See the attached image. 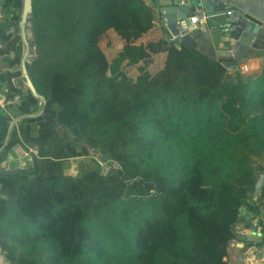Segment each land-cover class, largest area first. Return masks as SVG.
Instances as JSON below:
<instances>
[{
    "label": "trees",
    "instance_id": "trees-1",
    "mask_svg": "<svg viewBox=\"0 0 264 264\" xmlns=\"http://www.w3.org/2000/svg\"><path fill=\"white\" fill-rule=\"evenodd\" d=\"M148 1L159 6L158 0H33L38 55L27 64L31 80L53 101L59 124L119 168L103 176L96 161L98 170L76 177L47 176L35 164L22 175H0L7 261L103 264L108 240L96 238L85 219L108 220L118 203L148 199L151 217L134 239L140 264H229L224 258L238 239L241 209L250 220L264 213L262 198L253 197L264 174V67L255 76L230 74L197 44H139L155 27ZM4 7L14 15L3 30L20 21L23 0H5ZM109 31L125 42L112 61L100 45ZM163 52L164 67L151 73L145 64ZM10 75L0 66V86L13 99L19 91ZM99 134L104 138L94 140ZM65 145L61 137L51 141L52 151Z\"/></svg>",
    "mask_w": 264,
    "mask_h": 264
},
{
    "label": "crops",
    "instance_id": "crops-1",
    "mask_svg": "<svg viewBox=\"0 0 264 264\" xmlns=\"http://www.w3.org/2000/svg\"><path fill=\"white\" fill-rule=\"evenodd\" d=\"M259 1H261V5L264 4V0H256L254 3H259ZM7 3L10 5L11 0H7ZM148 4L155 14V27L142 38L139 44L143 43L146 45L148 43L159 42L160 40L166 41V37L169 38L171 41L170 43H174V37L164 26L159 6H154L150 1H148ZM253 7L254 10L257 11L255 8L256 6ZM220 21H226V16L221 17ZM216 26V23L211 19L208 26V32L203 34L201 39L199 38L200 40H197V46L200 50L205 51L206 53L214 56L216 59L224 62L225 60L221 59V54H227L232 49L233 42L229 41L225 34H223L220 29H217ZM18 35L19 34L16 33L15 30L13 31L11 29L10 24H7L6 27H4V30L0 28V46H2L0 47V66L4 68L7 65L10 74H14L12 76L16 80L15 86H17L14 90L19 91L17 93L18 95H15V97L19 98L18 104L10 105L18 109L19 113L0 110V164L3 163V166L0 169L16 168V159L13 156V154L15 155V151L14 149H12V151H8V145L9 143L17 140V143L19 142L35 149H40L44 156H50V159L42 160L37 158L32 162L33 166L37 164L39 172L44 175L55 176L61 175L62 173L65 174L66 172H75L73 171V166L67 163L80 159L86 160L90 156H80L81 152L75 148L74 144H70L73 142L72 135L68 130H66V128L59 124L57 119L52 116V112L55 110L53 101L47 99L45 96L47 102L40 104L30 90L24 87L25 85H23V83H25V81L22 77L21 67L20 69H16L20 66L22 60L21 52L20 57H16V53L18 52L17 47H19L20 44H16L15 46L13 45L15 40L14 37H18L20 40V36ZM157 57L161 59L163 68L167 53L163 52L155 54L151 57V60H156ZM5 58H9L11 60L3 63L2 61H4ZM244 65L253 66L252 71H248L246 73L247 76H255L259 74L264 67V52L254 54L251 58L246 60V62H240L235 71L229 68V73L232 74L236 71H240L241 67ZM2 88L3 86H0V91ZM56 137H61L66 142V145L60 149L52 151L51 141ZM64 165H67V168ZM33 166L29 170H31ZM258 197L263 198L264 194L260 193ZM252 224H258L260 226L258 230L260 234L255 236L254 244L256 245L252 247L262 248L264 245L262 247L257 245L259 243H264V232H262L264 227V218L259 221H253ZM239 227V235L251 234L252 232L251 228L250 231H245L241 228V226ZM258 237H261L262 241L259 242ZM246 242H242L237 239L235 244V247L238 249L237 254H242V258L244 254L242 250L247 248ZM234 257L237 258V256H232L231 258L235 259Z\"/></svg>",
    "mask_w": 264,
    "mask_h": 264
},
{
    "label": "water",
    "instance_id": "water-1",
    "mask_svg": "<svg viewBox=\"0 0 264 264\" xmlns=\"http://www.w3.org/2000/svg\"><path fill=\"white\" fill-rule=\"evenodd\" d=\"M256 0H187L182 3L181 0H158L160 13L163 22L167 25L169 32L173 35L176 42L190 44L196 46L197 40L202 37L201 34L191 33L184 39L179 34L177 22L182 19L189 24V18L201 12L207 13L216 23V28L220 29L229 41L233 42V54H221V59L225 60L224 65L235 71L240 62L251 58L254 54L264 52V4L254 3ZM257 11L254 10V7ZM236 9L237 28L234 32L229 31L230 24L226 21L221 22L220 18L225 17L228 10ZM19 26L23 41L27 46V52L23 55L20 66L22 77L25 81L24 85L40 104L46 103L45 96L41 95L35 87L27 70V64H31L35 60L36 45L33 24V0H23L21 11V19ZM14 31V28H13ZM195 35V36H194ZM166 41L170 43L168 37ZM9 68L5 66V70ZM6 72V71H5ZM12 82V80H11ZM22 172L20 161L16 160V168L0 169L1 176H15ZM264 186V174L260 176L254 190V199L260 194L261 188ZM243 215L246 216L247 211L241 209ZM250 220V217H248ZM259 225L252 224L251 234H240L238 240L242 242H254L255 236L259 235ZM264 232V227L262 229ZM0 264H13L7 261L0 245Z\"/></svg>",
    "mask_w": 264,
    "mask_h": 264
},
{
    "label": "rangeland",
    "instance_id": "rangeland-1",
    "mask_svg": "<svg viewBox=\"0 0 264 264\" xmlns=\"http://www.w3.org/2000/svg\"><path fill=\"white\" fill-rule=\"evenodd\" d=\"M0 5H4V1L0 2ZM11 10L15 11V9L11 6ZM9 20V19H8ZM6 20L0 21V24L4 23ZM167 33V32H166ZM195 36V35H194ZM20 39V43H24ZM201 39V38H200ZM199 39V40H200ZM125 42L114 32L109 31L104 37L101 39L100 45L101 48L106 52V55L110 61L116 56V53L122 49ZM19 47L24 49V45L20 44ZM24 52V50H23ZM24 53H22L23 57ZM37 50L36 56L37 58ZM16 57H20V53H16ZM11 59L5 58L3 63L10 61ZM156 61V62H155ZM145 64V63H144ZM143 64V65H144ZM146 69L149 70L151 73H156L160 69H162V61L159 57L157 59H152L150 62L145 64ZM2 67V66H1ZM21 66L17 67L16 69H20ZM15 70V69H13ZM132 73L136 72L137 69L130 70ZM9 97V95H8ZM3 111H10L13 113H19V110L12 106H6V108L0 109ZM67 130V129H66ZM104 136L95 135V139H101ZM73 138V137H72ZM102 138V139H103ZM85 139L77 140L73 138V142L70 144H74L75 148L81 152L80 156H90L86 160L80 159L71 163H67L72 165L75 172H69L61 175L66 176H73L76 177L82 173H85L89 170H98V166L96 160L93 157H96V153L87 146ZM102 141V140H100ZM13 156L15 159L17 158L14 154ZM17 160V159H16ZM21 170L28 171L32 166L33 163L28 160H22L21 162ZM3 163L0 164V168H2ZM67 168V165H64ZM22 175V173H20ZM33 179L32 175H29L28 182ZM260 193L264 194L263 187L260 190ZM259 196V195H258ZM264 204V197L262 198ZM61 206L57 205L55 208V213H58L61 210ZM252 214V213H250ZM151 217V209L148 205V199H142V202L139 203V199H130L129 201H124L117 204L115 211L112 215L108 216V220H92V218H87L83 222V226L89 229L96 238H105L108 240V246L110 248V260H106L105 258L102 259L103 264H140L136 257L137 251L134 247V239L136 233L139 228L144 225V222L147 218ZM264 218V213H257L252 214L251 219L248 220L247 216H244L240 221V226L245 231H250L251 225L253 221H259ZM190 230L185 229V235L187 238L191 236ZM104 239V240H105ZM191 239V237H190ZM258 241H262L261 237H258ZM256 244H252L251 246H255ZM246 247H249V244L246 242ZM248 249V248H247ZM246 249V250H247ZM245 250V251H246ZM230 252V254H229ZM244 252V251H243ZM238 249L236 247H231L228 251V255L224 258L225 262L229 264H244L242 254H237ZM232 256L235 259H232ZM237 259V260H236ZM100 261L96 262L95 260L92 262L84 260L80 264H99Z\"/></svg>",
    "mask_w": 264,
    "mask_h": 264
},
{
    "label": "built area",
    "instance_id": "built-area-1",
    "mask_svg": "<svg viewBox=\"0 0 264 264\" xmlns=\"http://www.w3.org/2000/svg\"><path fill=\"white\" fill-rule=\"evenodd\" d=\"M4 1L5 0H0ZM182 3H185L187 0H181ZM3 11V15H2ZM0 21L1 20H6L11 16L10 10H6L4 5L0 6ZM226 20L230 24L229 26V31L234 32L237 28V17H236V9H231L228 10L226 13ZM211 17L205 13H197L193 15L192 17L189 18V24L186 23L185 20H178L177 25L178 29L180 31L179 36L184 39L191 33H197V34H205L209 30V22L211 21ZM1 25V24H0ZM164 26L167 28V25L164 23ZM168 29V28H167ZM175 39V38H174ZM2 47V46H0ZM24 50V52H23ZM19 52L21 53H26L27 52V46H24V49L21 47L19 48ZM228 54H233V50L231 49ZM253 66L252 65H244L241 67V72L246 74L248 71H252ZM15 82V80H13ZM10 94L9 88L5 87L2 88L0 91V109L6 108V106H10L13 104H18V99L17 97L13 99H8V95ZM15 151V156L17 157L16 159L19 160L20 162L22 160H28L33 162V160L37 158H41L40 151L38 149H35L33 147L27 146V145H22V144H17L14 148ZM46 158V157H45ZM95 160L99 163L101 166V174L103 176H108L110 172L113 170V168H119V164L116 162H104L100 160L98 156L95 157ZM257 225V224H255ZM240 227H237V231L239 230ZM239 235V231L237 232ZM237 240H234L231 243V247H235ZM229 248V249H230ZM229 251V250H228ZM243 263L244 264H264V246L262 248L260 247H252L248 248L246 251H244L243 254Z\"/></svg>",
    "mask_w": 264,
    "mask_h": 264
},
{
    "label": "flooded vegetation",
    "instance_id": "flooded-vegetation-1",
    "mask_svg": "<svg viewBox=\"0 0 264 264\" xmlns=\"http://www.w3.org/2000/svg\"><path fill=\"white\" fill-rule=\"evenodd\" d=\"M13 15L14 14H11V19H12V17H13ZM10 19V20H11ZM11 22V21H10ZM19 23H20V21L17 23V24H14V23H10V27H11V29L13 30V28H14V30L16 31V33H18L19 35L18 36H20V39H21V37H22V34H21V28H20V26H19ZM21 34V35H20ZM15 38V40H14V46L17 44V45H19V44H22V45H24V46H26V44L25 43H20V40H19V38L18 37H14ZM22 41H23V38H22ZM17 49L19 50V47H17Z\"/></svg>",
    "mask_w": 264,
    "mask_h": 264
},
{
    "label": "clouds",
    "instance_id": "clouds-1",
    "mask_svg": "<svg viewBox=\"0 0 264 264\" xmlns=\"http://www.w3.org/2000/svg\"><path fill=\"white\" fill-rule=\"evenodd\" d=\"M10 24V23H9ZM169 30V29H168ZM173 36V35H172ZM176 41V40H175ZM227 68H230V67H227ZM237 68V67H236ZM16 82V81H15ZM23 85H24V83H23ZM25 87V86H24ZM26 88V87H25Z\"/></svg>",
    "mask_w": 264,
    "mask_h": 264
}]
</instances>
